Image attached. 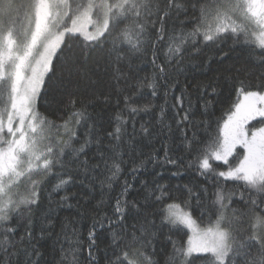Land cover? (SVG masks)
<instances>
[{"label":"snow or ice","instance_id":"6c2138e0","mask_svg":"<svg viewBox=\"0 0 264 264\" xmlns=\"http://www.w3.org/2000/svg\"><path fill=\"white\" fill-rule=\"evenodd\" d=\"M0 264H264V0H0Z\"/></svg>","mask_w":264,"mask_h":264},{"label":"trees","instance_id":"16d2710c","mask_svg":"<svg viewBox=\"0 0 264 264\" xmlns=\"http://www.w3.org/2000/svg\"><path fill=\"white\" fill-rule=\"evenodd\" d=\"M230 55L233 57V59L244 57V53L240 49H237L236 51L230 53ZM200 71H202V69H199V68L192 69V72L197 74V76H199ZM209 75H210V73H209ZM90 76H91V82H92L91 86L95 88L98 95L101 92L107 91V82H106L107 78L104 75V69L102 66L99 68L93 69V71L90 72ZM58 78H59V73H57V78H54L52 81L51 87L53 90V94H55L54 90L56 88L62 87ZM199 78H203V77H199ZM87 83H88V81L84 82V84H87ZM51 99H52V97L50 95L48 97V100L50 101ZM100 99L103 100V97L101 96ZM96 111L101 112L102 109L98 107ZM145 119H147V117H145ZM157 170L163 172L165 179L162 182L163 183H170L172 185L190 184V183H195L196 181L202 179L201 177L196 176L195 173L190 171V170L181 169L180 170L181 174H179L175 177L172 176V173L177 171V169H175V168H172L169 166H164V167L158 168ZM145 178L151 179V177H145ZM165 231H166V229H165Z\"/></svg>","mask_w":264,"mask_h":264}]
</instances>
